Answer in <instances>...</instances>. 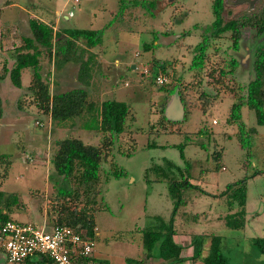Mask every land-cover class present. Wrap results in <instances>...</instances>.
I'll list each match as a JSON object with an SVG mask.
<instances>
[{
	"label": "rangeland",
	"instance_id": "1",
	"mask_svg": "<svg viewBox=\"0 0 264 264\" xmlns=\"http://www.w3.org/2000/svg\"><path fill=\"white\" fill-rule=\"evenodd\" d=\"M4 1L0 3V202H13L8 212L12 220L36 226L45 221L48 227L53 224L60 202L56 198L58 191L69 188L67 181L53 170L54 143L77 138L95 146L99 145L100 137L81 127L84 115L60 123L50 121L48 114L37 109L27 90L30 68L21 70L19 88L10 83L6 69L12 65L14 48L20 44L18 36L24 35L21 22L17 28L11 26V36L5 34L9 33V23L17 24L20 7L28 0ZM54 1L64 13L73 14L68 20L59 18L60 26L88 29V22L94 20L93 27H100L94 29L100 33L101 42L90 48L98 49L101 58L93 67L94 79L90 85L83 86L87 100L94 105L104 100L122 101L133 117L125 122L130 133L117 137L110 155L124 175L102 179L96 187L99 194L95 193V203L86 204L94 213L97 229L93 249L101 253V260L95 261L94 255L91 261L122 264V260L127 264L129 259H141L140 230L154 225L155 218L168 220L172 208L167 184L146 183L144 169L168 160L182 170L177 145L183 144L189 181L199 189L184 191L185 205L174 216L175 231L218 235L222 240L221 250L230 264H256L243 257L242 249L248 254L249 239L264 236V124L256 125L253 111L246 106L240 108L241 122L256 130L247 148L240 149L236 126L226 124L225 118L230 104L245 97L246 84L253 77L254 48L262 39L256 35L255 20L264 10V0H258L252 10L240 16L236 14L244 8L243 4L222 5L223 21H248L238 27L237 49L231 47L230 32L209 36L204 62L198 71L189 65L195 45L202 35L208 36L204 28L213 20L212 0ZM113 2L117 7H112ZM49 4L46 0L36 10L37 15L47 19L51 12ZM90 8L94 9V19L88 14ZM76 47V53L80 48L83 53L90 52L81 41H76ZM230 59L236 60L233 68L228 63ZM152 60L165 69L161 72L159 68L166 78L160 86L149 78L148 64ZM77 66L76 61L57 62L43 54L39 57V74L47 82L50 93L81 86L76 80ZM219 69L222 75H218ZM175 95L183 108L182 119L160 121V109ZM130 140L135 143L132 154L119 153L118 148L125 150ZM107 167L108 163L102 164V175ZM173 172L179 179L176 170ZM147 175L153 178L151 169ZM244 176L245 225L241 230L230 229L221 219L224 197L216 194L225 184ZM84 206L83 200L75 204L76 208ZM181 238L185 240L183 249L189 248L187 234ZM176 240L182 242L178 237ZM188 250H183L182 256H187ZM2 253L0 247V264H5ZM30 260L40 259L33 256Z\"/></svg>",
	"mask_w": 264,
	"mask_h": 264
},
{
	"label": "trees",
	"instance_id": "2",
	"mask_svg": "<svg viewBox=\"0 0 264 264\" xmlns=\"http://www.w3.org/2000/svg\"><path fill=\"white\" fill-rule=\"evenodd\" d=\"M222 1H211V12L213 20L209 26L204 29L208 36L202 35V40L195 45V53L191 58L189 68L196 71L200 70L205 57V49L208 37H218L221 33L230 32L231 47L237 49L239 31L238 27L245 24V21L237 22L236 19L222 20L221 17ZM248 21V20H247ZM246 21V23H247ZM258 24L255 28L256 35L262 39L254 48L252 68L253 77L246 84L245 97L236 102H232L228 108L225 123L236 126V140L240 149L247 148L248 140L256 132L253 126H245L240 119V108L246 106L252 110L256 125L264 124V10L255 20ZM30 36L23 37L21 45L14 50L13 63L9 69H6L10 83L16 88L20 87V73L24 68L32 70L27 90L32 96V103L43 113L48 114L50 121L64 122L74 117L85 116L81 127L98 134L100 137L99 145L84 144L77 138H68L56 141L55 149L52 154V167L55 173L65 179L69 184L68 189L58 191L57 200L60 202L56 207V216L53 224L55 226H67L73 229H82L88 237H94L95 222L94 213L89 210V206L95 203V193L99 194L96 187L107 179L108 175L120 178L124 175L123 169L111 160V150L117 137L130 133L126 129L125 122L132 121L133 117L127 105L122 101L104 100L98 105L87 100L84 87H75L62 92H49L47 82L42 81L39 74V57H47L57 60V62L76 61L78 62L76 80L85 86L91 79V70H93V60L90 52L83 53L82 48L75 52L76 41H81L85 48L94 47L101 42L100 33L92 29H64L56 33L51 26L40 23L35 19L28 21ZM63 39L62 41H60ZM148 49V46H144ZM86 54V58L83 59ZM231 68L236 66V60L230 59ZM158 62L152 60L148 64L149 78L153 82L155 76L165 69ZM158 68V69H157ZM223 71L219 69V74ZM162 74V73H161ZM208 75H211L209 72ZM201 95H204L201 93ZM18 107V106H17ZM1 114V107H0ZM160 121L165 120L163 107L160 109ZM85 121V123H84ZM161 123V122H160ZM163 124V123H161ZM131 139V138H129ZM131 141V140H130ZM147 146H155L147 144ZM135 147L132 140L129 147L120 150L119 153L130 156L131 150ZM179 158L183 161L182 170L175 166L171 161L165 160L162 165L152 163L144 170V180L149 182H164L167 184V194L171 201L172 208L169 219L164 221L161 218H155L154 225L140 230L139 242L143 253L140 260H130L127 264H151L149 260H156V264H194L198 261L200 264H230L228 256L221 250V237L214 234L187 232L191 253L182 256L183 247L174 241L176 231L174 229V216L177 209L185 205L182 195L187 189H199V187L189 181L188 164L183 156V144L177 145ZM2 153H0L1 155ZM218 159L219 155H215ZM108 167L102 175V164ZM151 169L153 178H148L147 172ZM173 170H176L179 179H177ZM257 174V172H255ZM253 176V175H252ZM246 176L227 183L224 189L216 195L224 197L225 212L222 216V223L230 229H243L245 225V190ZM83 200L85 206L76 208V202ZM13 202H0V227L9 220H12L8 212ZM2 209V210H1ZM194 219V216H193ZM156 246V247H155ZM249 253L243 252V257L248 258L256 264H264V236H254L249 239ZM155 248V254H152ZM37 256L38 262L31 261L30 258ZM25 258L23 264H53L45 255H33ZM88 257L79 258L78 264L87 261ZM153 264V263H152Z\"/></svg>",
	"mask_w": 264,
	"mask_h": 264
},
{
	"label": "built area",
	"instance_id": "3",
	"mask_svg": "<svg viewBox=\"0 0 264 264\" xmlns=\"http://www.w3.org/2000/svg\"><path fill=\"white\" fill-rule=\"evenodd\" d=\"M154 82L158 86L164 84L165 75L158 73ZM93 246V238L80 228L54 224L46 227L45 221L36 226L15 220L6 221L0 227V247L6 264H19L27 257L39 254L48 257L53 264H78L79 258L91 255Z\"/></svg>",
	"mask_w": 264,
	"mask_h": 264
},
{
	"label": "crops",
	"instance_id": "4",
	"mask_svg": "<svg viewBox=\"0 0 264 264\" xmlns=\"http://www.w3.org/2000/svg\"><path fill=\"white\" fill-rule=\"evenodd\" d=\"M45 1L46 0H28L27 1V3H26V5H24V6H22V7H20V12H21V15L19 16V19H17L16 20V23L17 24H11V23H9V26H7V28L9 29V33L6 35L5 34V36H11L12 34V31H11V26L13 27V28H17V26H18V22H21V25H22V28H23V30H24V35L22 36V35H20V36H18V41H19V43L20 44H18L15 48H17V47H19L20 45H21V40H22V38L23 37H28V36H30V31H29V26H28V21L30 20V19H35V20H37V21H39L40 23H44V24H47V25H49V26H51V28H52V30L53 31H55L56 33H58V32H61V31H63L64 29H69V28H71V27H63L62 25L60 26V20H59V18H61V19H63V17H64V19L65 20H68L70 17H73V14L72 13H69V14H67V13H64L63 12V10H61L60 9V7H58V3L56 2V1H54L53 0V2L51 1V0H47V3H50L49 5H50V10H51V12H50V14L48 15V17H47V19H43L41 16H39V15H37V12H36V10H38V9H40L39 7H41V6H44L45 5ZM79 1H81V0H78V2ZM89 2V1H91V0H83L82 2ZM118 2H120V0H117ZM173 1V0H172ZM171 1V2H172ZM4 2H6V0L4 1ZM77 2V3H78ZM168 2V1H167ZM0 3H2V0L0 1ZM111 5H112V7L113 8H115V7H117V5H115V3L113 2V3H111ZM2 6H5V5H2ZM89 12H88V14H90V17H92V19H94V16H95V14H94V9H92V8H90L89 10H88ZM111 13L112 12H110V13H108V15H109V17L111 18ZM18 20H20V21H18ZM94 22V20H90L89 22H88V24H89V27H88V29H92V30H95L94 28H97V29H99L100 27H93V24H95V23H93ZM0 25H1V23H0ZM96 26V25H95ZM79 29V28H78ZM2 37H4V36H2ZM100 44V43H99ZM15 48H14V50H15ZM88 51H90V54L92 55V60H93V65H95L96 63H98V61H100V58H101V56H100V54L98 53V49H91V48H86ZM88 53V52H87ZM86 53V54H87ZM43 54V53H42ZM86 54H85V56H84V58L83 59H85L86 58ZM116 60V59H115ZM115 62V61H114ZM41 64V63H40ZM9 68L11 67V66H8ZM94 67V66H93ZM94 70H91V79H90V81H89V83L88 84H86L85 86H87V85H90V82L94 79ZM80 84V83H79ZM81 86H79V87H83V85L82 84H80ZM10 89H12V88H10ZM14 118H16V117H14ZM222 169H223V167H221ZM199 178V177H198ZM223 190V189H222ZM220 197V196H219ZM170 200V199H169ZM170 203H171V201H170ZM223 204H224V201H223ZM224 212H225V209H224ZM224 214V213H223ZM183 216H181L180 217V219L182 220L181 222H183ZM219 219H220V216L218 217ZM183 225V224H182ZM187 232H189V231H177L176 232V235L174 236V241L175 242H177L178 244H180L181 246H182V244H184V241H183V239L181 238V235H183L184 233H187ZM96 233H97V229H96V226H95V234H94V237L96 236ZM197 233V232H196ZM94 237H93V239H94ZM178 237V239L180 238V240L182 241V242H178L177 240H176V238ZM189 241V239H188V236H187V242ZM187 247V246H186ZM186 250L187 249H189L188 251L191 253V247H189V248H185ZM185 249H183V250H185ZM182 250V251H183ZM190 253H188V255H190ZM95 255V261L96 260H101V253L100 252H98V251H96L95 249H93V251H92V253H91V255L90 256H88V259H87V261H85L84 263H82V264H94L91 260H92V257ZM99 256V257H98ZM186 256V255H185ZM101 262V261H100ZM121 262H122V264H124V261H122L121 260ZM97 263V262H96ZM105 263V262H104ZM105 264H109V263H105ZM115 264H118V263H115ZM120 264V263H119Z\"/></svg>",
	"mask_w": 264,
	"mask_h": 264
},
{
	"label": "water",
	"instance_id": "5",
	"mask_svg": "<svg viewBox=\"0 0 264 264\" xmlns=\"http://www.w3.org/2000/svg\"><path fill=\"white\" fill-rule=\"evenodd\" d=\"M167 1L171 2L172 0ZM131 68H134V65H131ZM163 115L167 120L177 121L182 119L183 108L176 95L166 103L163 108Z\"/></svg>",
	"mask_w": 264,
	"mask_h": 264
},
{
	"label": "flooded vegetation",
	"instance_id": "6",
	"mask_svg": "<svg viewBox=\"0 0 264 264\" xmlns=\"http://www.w3.org/2000/svg\"><path fill=\"white\" fill-rule=\"evenodd\" d=\"M257 1L258 0H223L222 5L226 7V6H235L237 4H243L244 8L240 9L236 14L237 16H240V15H244L245 13H248L250 10H252ZM245 24H246V21H245ZM2 255H3V253H2ZM2 257L4 258V256H2ZM5 264H6V262H5Z\"/></svg>",
	"mask_w": 264,
	"mask_h": 264
}]
</instances>
